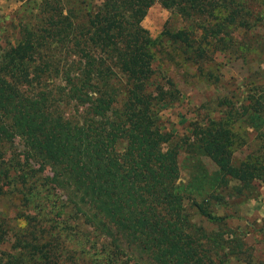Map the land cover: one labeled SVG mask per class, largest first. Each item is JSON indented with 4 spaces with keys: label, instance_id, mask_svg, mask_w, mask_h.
<instances>
[{
    "label": "trees",
    "instance_id": "1",
    "mask_svg": "<svg viewBox=\"0 0 264 264\" xmlns=\"http://www.w3.org/2000/svg\"><path fill=\"white\" fill-rule=\"evenodd\" d=\"M156 2L188 21L163 33L202 73L216 51L247 58L249 0L22 3L18 41L0 49V197L16 208L0 213V264H240L245 242L212 204L264 185V72L246 76L226 113L176 140L160 112L179 90L158 76L141 24ZM236 122L259 139L241 160ZM43 185L63 196L57 217L45 212Z\"/></svg>",
    "mask_w": 264,
    "mask_h": 264
},
{
    "label": "rangeland",
    "instance_id": "2",
    "mask_svg": "<svg viewBox=\"0 0 264 264\" xmlns=\"http://www.w3.org/2000/svg\"><path fill=\"white\" fill-rule=\"evenodd\" d=\"M24 1L0 0V49L5 47L7 42L15 44L18 41L20 26L18 17L23 12L21 5ZM249 7L257 12V27L254 31H246L244 39L241 38L242 42L248 43L247 58L230 56L227 51H216L213 54V61L203 64V73L198 69V65L185 59L181 49L163 33L166 28L176 30L188 26V21L157 2L148 9L143 18L141 24L151 39L153 66L159 77H164L165 80L170 78L179 90L178 100L160 112L163 124L173 133L176 140L180 141L190 136L192 129H197V123L203 124L211 117L218 118L226 113L228 103L225 100H234L236 104L237 99L241 100L239 90L247 82L246 76L258 69L264 72V0H249ZM232 131L235 134L236 158L241 160L257 154L255 150L259 139L256 138V132L252 127L236 122ZM14 147L16 152L21 154L22 141L18 137L15 138ZM186 156L187 152L182 147L178 159L181 168L180 182H186L188 178L184 160ZM202 161L209 171L216 169L208 157H202ZM37 167L34 166L35 169ZM48 174L46 170L39 176L41 178ZM256 186L257 191L253 196L233 197L235 190H228L227 203L212 204L216 214L231 216L226 220L228 225L245 242L246 253L241 256L240 264H264V185L257 182ZM40 190L41 196L46 200L44 202L47 214L54 218L65 210L61 204L63 196L59 191L49 188L48 185L41 186ZM14 204V200L8 196L0 197V213L13 218L16 210ZM7 240L1 244L2 250L9 249L11 237L8 236Z\"/></svg>",
    "mask_w": 264,
    "mask_h": 264
}]
</instances>
